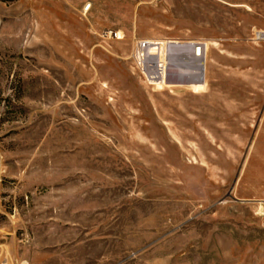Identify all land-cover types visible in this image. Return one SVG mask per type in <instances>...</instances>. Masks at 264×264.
Instances as JSON below:
<instances>
[{"label":"rangeland","instance_id":"rangeland-1","mask_svg":"<svg viewBox=\"0 0 264 264\" xmlns=\"http://www.w3.org/2000/svg\"><path fill=\"white\" fill-rule=\"evenodd\" d=\"M0 264H264V0H0Z\"/></svg>","mask_w":264,"mask_h":264},{"label":"water","instance_id":"water-1","mask_svg":"<svg viewBox=\"0 0 264 264\" xmlns=\"http://www.w3.org/2000/svg\"><path fill=\"white\" fill-rule=\"evenodd\" d=\"M192 46H194V45H192Z\"/></svg>","mask_w":264,"mask_h":264}]
</instances>
